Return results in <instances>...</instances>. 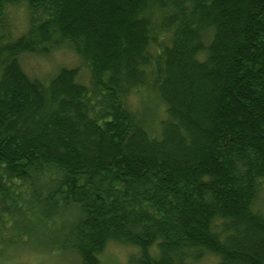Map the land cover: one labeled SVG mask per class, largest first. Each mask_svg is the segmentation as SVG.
Returning a JSON list of instances; mask_svg holds the SVG:
<instances>
[{
	"label": "trees",
	"instance_id": "16d2710c",
	"mask_svg": "<svg viewBox=\"0 0 264 264\" xmlns=\"http://www.w3.org/2000/svg\"><path fill=\"white\" fill-rule=\"evenodd\" d=\"M61 49L88 82L21 65ZM263 186L264 0H0V254L264 264Z\"/></svg>",
	"mask_w": 264,
	"mask_h": 264
},
{
	"label": "rangeland",
	"instance_id": "374dc122",
	"mask_svg": "<svg viewBox=\"0 0 264 264\" xmlns=\"http://www.w3.org/2000/svg\"><path fill=\"white\" fill-rule=\"evenodd\" d=\"M10 18L15 26V33L21 35L25 32L28 22L27 7L22 4L12 7L9 11ZM23 69L32 77L48 79L63 66L80 67V80L84 83L89 81V71L83 61L73 52L67 49L55 50L49 56H38L25 54L20 59ZM153 95V93H152ZM142 91L139 96L146 99L147 104L155 113L157 119L164 117L162 103L157 96ZM137 100L136 97L133 98ZM258 207L264 209V186L259 198ZM34 241L9 244L4 247L0 254V264H80L78 257L73 253L64 252L53 254ZM27 240V238H24ZM38 241V242H36ZM38 243V244H37ZM136 249L120 243L111 242L101 255V264H130V257L136 254ZM215 262L212 256H208L200 264Z\"/></svg>",
	"mask_w": 264,
	"mask_h": 264
}]
</instances>
